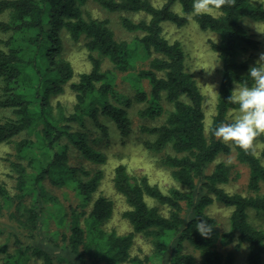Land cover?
<instances>
[{"label": "trees", "instance_id": "16d2710c", "mask_svg": "<svg viewBox=\"0 0 264 264\" xmlns=\"http://www.w3.org/2000/svg\"><path fill=\"white\" fill-rule=\"evenodd\" d=\"M86 1L0 0V14L5 16L0 19V110L14 114L0 118V144L14 143L15 159L8 161L16 182L12 195L0 180V216L6 211L29 240L25 244L16 233L14 251L0 244L3 264H57L59 253L65 254L60 258L66 264H154L155 260L157 264H238L235 251L220 248L232 244L237 250L247 248V264H262L264 230L252 223L250 211L264 212V135L243 150L220 142L210 129L230 122L229 112L238 110L227 100L235 86L253 83L248 77L252 66L240 62L238 52L243 42L257 45L242 34L241 20H264V6L251 0H225L215 9L217 14L193 16V0H165L160 6L151 0H95L110 12L149 17L139 21L122 17L126 30L142 34L128 41L116 38L108 19L87 13ZM178 4L180 12L175 8ZM190 17L202 30L218 36L211 47L222 62V77L209 126L205 97L186 69L185 50L164 34L165 22L183 26ZM68 40L84 41L89 71L76 73L65 53ZM106 60L113 69H104ZM119 72L131 93L118 87ZM69 86L75 103L68 112L54 99ZM140 104L144 105L137 110L139 117L160 121L139 127L145 134L142 143L162 154L177 184L163 191L147 176L132 175L119 163L114 186L129 205L123 216L133 229L118 234L105 228L114 213L113 200L96 195L103 169L72 165L70 145L91 163L104 164L108 156L102 148L111 144L110 124L126 142L134 131L132 111ZM259 141L261 155L256 152ZM222 153H235L248 167L246 194L225 188L231 170L225 161L216 162ZM47 185L73 187L76 203L65 207ZM214 203L231 209L227 229L208 213ZM45 205L68 230L60 233L61 246L44 243L45 235L39 239ZM201 219L213 226L207 237L195 228ZM137 234L151 240V256L132 255ZM187 246L194 252L186 251Z\"/></svg>", "mask_w": 264, "mask_h": 264}, {"label": "rangeland", "instance_id": "374dc122", "mask_svg": "<svg viewBox=\"0 0 264 264\" xmlns=\"http://www.w3.org/2000/svg\"><path fill=\"white\" fill-rule=\"evenodd\" d=\"M155 5H162L165 0H151ZM254 5L264 6V0H251ZM179 12L181 7L178 4L175 7ZM84 10L94 18L108 19L110 27L113 29L117 39H125L128 41L134 40L137 36H141V33L131 32L126 30L121 22L122 17H129L134 21L141 19H148L145 14L142 13H127V12H110L102 7L95 0H87L84 5ZM211 13L217 14V11L213 9ZM5 16L0 14V19ZM242 34L248 36L257 47H253L249 42H243L239 47L238 59L240 62L248 61L250 66H253L260 57L261 53H264V20H256L250 17H244L241 20ZM164 34L171 41H179L186 55V69L193 74L196 79L202 93L205 97V113L207 125L211 123L212 117L215 114V106L217 100V92L222 77V62L219 59L217 53L212 50L211 44L218 39V36L211 32L202 30L198 24L190 17L187 24L178 26L171 22L164 23ZM66 42V41H65ZM66 56L71 60L74 65L76 73L89 71L91 68L89 53L84 46V41L78 43L68 40L65 45ZM104 69H113L112 64L106 60L104 62ZM246 73V72H245ZM117 84L121 91L124 93H131L129 82L124 78V73L117 74ZM237 86V85H236ZM235 86V87H236ZM241 86V85H239ZM55 103L60 101L69 112L73 108L75 103V94L71 87H66L63 94L55 97ZM144 104L136 105L133 114L134 131L126 142L121 141V137L118 131L110 124V146L102 148L107 154V161L104 164H94L88 159L84 158L81 153L73 145L70 149V162L72 165L85 166L89 169L101 168L104 171V178L101 181L98 192L96 195H105L111 198L114 202V213L112 218L106 223L105 228L107 231H116L118 234H126L130 232L133 227L131 223L124 218L123 212L129 208L123 195H121L114 186V171L115 167L119 163H124L130 174L136 176L145 175L149 178L151 183L158 184L163 191H167L169 188L175 186L177 183L171 175V169L162 162V154L154 152L146 148L142 141L145 138V134L140 131L142 124L152 125L159 124L160 121H150L142 119L138 116L137 110L142 108ZM237 110H231L229 112L230 118L233 119ZM8 116H14L12 111L0 110V118ZM147 137V136H146ZM21 139V136L16 137ZM104 145V142L102 143ZM263 148V142L256 143V152L261 155ZM14 143L0 144V180L7 184L12 195L15 194V180L9 165V159H15L14 156ZM264 163V158H262ZM225 161L231 170V179L224 185L230 192L247 193V181L249 169L246 165L240 163L235 153L219 155L216 162ZM212 165L211 168H213ZM48 189L56 194L65 207H69L70 204L76 203V195L73 187H54L47 185ZM151 204H156L153 199L149 198ZM163 211H166L165 207H161ZM208 213L218 220L221 229H227L229 223V216L231 209L220 204L214 203L208 209ZM250 220L252 223L264 230V212L250 211ZM41 232L39 233V239L42 236L47 238H41L44 243L58 246L63 245V236L61 232H68L66 226L62 225L59 217L55 215L53 211L48 209L45 205V210L42 216ZM59 232V233H58ZM18 234L20 239L25 243H29L26 233L21 232L15 221L12 220L5 211L0 216V244H7L9 250L14 251L16 245L14 244V235ZM51 237H48L50 236ZM58 247L57 249H60ZM224 252L235 251L238 264H247V248L244 246L241 250L235 249V244L226 247H220ZM153 244L150 239L146 238L142 234H137L131 253L133 256L139 255L145 257L146 255L153 254ZM186 251L194 252L190 246L186 247ZM197 253V252H195ZM65 254L59 253L57 264H66L62 258ZM157 264V261L153 262ZM0 264L3 261L0 258ZM35 264H38L36 262ZM101 264V263H100ZM103 264V262H102ZM264 264V261L263 263Z\"/></svg>", "mask_w": 264, "mask_h": 264}, {"label": "clouds", "instance_id": "9594fccd", "mask_svg": "<svg viewBox=\"0 0 264 264\" xmlns=\"http://www.w3.org/2000/svg\"><path fill=\"white\" fill-rule=\"evenodd\" d=\"M225 0H193L191 14L197 16L219 9ZM248 77L253 83L249 86L237 85L227 100L238 106L230 122H221L210 129L211 135L231 147L248 150L254 140L264 135V53L249 69ZM196 230L202 236H209L213 226L207 220H197Z\"/></svg>", "mask_w": 264, "mask_h": 264}]
</instances>
